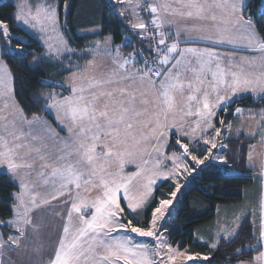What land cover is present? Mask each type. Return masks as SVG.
I'll list each match as a JSON object with an SVG mask.
<instances>
[{"label": "snow or ice", "instance_id": "6c2138e0", "mask_svg": "<svg viewBox=\"0 0 264 264\" xmlns=\"http://www.w3.org/2000/svg\"><path fill=\"white\" fill-rule=\"evenodd\" d=\"M112 3L119 5L117 14L129 21L126 27L141 37L142 45L146 41V47L123 54L122 46L112 47L105 37L103 43L95 42L78 53L69 46L60 24L61 4L67 13L68 0H20L15 5L14 20L38 33L41 47H46L42 57L30 53L34 62L55 61L69 72L64 81L49 84L67 95L41 94L42 110L53 116L66 137L41 116L29 117L20 107L6 64L13 30L0 20L4 42L0 48V174L16 187L10 193L12 217L0 221V264H16L7 250L20 249L30 234L38 237L46 217L61 223L52 229L55 246L43 264H211L207 254L174 246L170 234H165V223L189 178L210 161L229 163L219 153L227 148L222 131L231 124L220 118L217 127L219 112L244 114L241 107L228 112L238 93L250 92L264 100V0H260L259 18L248 11L250 0ZM226 46L259 57H240L236 62L235 56L219 51ZM22 50L18 43L14 51ZM82 55L92 59L84 65L72 59ZM97 57L108 64L99 74L89 71L96 67ZM247 114L259 117L264 145V109ZM255 148L249 145V161ZM129 166L136 170L126 172ZM259 167L264 175V158ZM164 181L173 190L157 199L155 191ZM258 219V228L252 221L256 244L247 246L256 254L238 264H264V197ZM242 226V222L218 225L210 247L218 249L222 234L234 239ZM4 229L12 230L7 239ZM234 255L243 256L244 248H237ZM227 264H232L231 259Z\"/></svg>", "mask_w": 264, "mask_h": 264}, {"label": "trees", "instance_id": "16d2710c", "mask_svg": "<svg viewBox=\"0 0 264 264\" xmlns=\"http://www.w3.org/2000/svg\"><path fill=\"white\" fill-rule=\"evenodd\" d=\"M19 1L0 0V20L7 23L13 30L11 47L8 48L10 58L6 60V64L12 73L15 98L29 117L35 113L46 117L56 125L53 117L42 110L44 102L41 94L51 91L64 92V89L53 88L49 84L59 82L69 72L64 71L55 61L37 59L34 62L30 53L35 52L37 58L42 57L45 55L46 47H41L40 38L29 33L14 20L15 5ZM68 2L71 7L67 13L61 4L59 18L65 35L74 48H86L92 40L107 35L111 36L115 46H122L121 49L125 54L132 52L133 48L139 49L147 46L146 41L142 45L141 37L134 35L126 27L129 21L121 19L117 14L119 5L114 7L112 0H68ZM261 8L260 0H250L248 11L255 17H260ZM144 18L146 19V14H144ZM261 26H264V20L261 21ZM94 27L102 30L94 34L87 31ZM18 43L21 45L22 51H14ZM3 46L4 42L0 40V48ZM77 60L80 65H83L85 61L81 57ZM42 81L49 83H42ZM64 94L68 93L64 92ZM237 107H250L257 112L264 107V100L243 96L230 104L228 112H234ZM220 118L230 122L235 118V115H228L220 111L215 119L217 127H219ZM222 133L225 134L224 143L227 145V148L222 152L229 163L225 165L210 161L203 171L189 178V181L177 194L171 207V214L168 215L165 223L167 229L165 234H170L169 241L175 242L174 246H179L181 250L187 248L194 253L207 254L211 264H227L229 259L232 264H238L240 259H247L256 254L255 250L247 247L256 244V240L252 238L254 229L249 212L241 221L243 226L239 235L234 239L221 237L218 249L213 250L210 247L211 243H203L197 239L198 236L210 237L209 234L215 228L218 220L219 207L222 205L232 206L236 207L239 212L247 201L257 199L259 182L255 169L249 165L248 152L249 145H253L258 138L244 135L230 136L227 135L226 130ZM172 190L170 182L164 181L156 189L155 196L159 199L161 193H168ZM14 191H16V187L9 177L0 174V221L12 217L9 206L12 203L10 193ZM3 231L4 238L7 239L8 233L12 230L4 229ZM241 247L244 248V255L235 256L236 249ZM196 264H208V262L197 261Z\"/></svg>", "mask_w": 264, "mask_h": 264}, {"label": "crops", "instance_id": "0c3cea01", "mask_svg": "<svg viewBox=\"0 0 264 264\" xmlns=\"http://www.w3.org/2000/svg\"><path fill=\"white\" fill-rule=\"evenodd\" d=\"M178 18L179 17L177 18L172 17L171 19H174L175 21H177ZM175 30L176 28L173 26L171 28V31L173 32V34L175 33ZM183 46L184 45H182V47ZM199 46L203 47L204 45L201 44ZM219 51H221L222 53H228L229 55L235 56L237 58L236 62H239L240 57H250L253 55L259 57V53H253L247 50H240V51L232 52L231 49L228 48L227 46L219 49ZM255 71L259 73L260 68L257 67ZM243 96H251L252 98L260 99L258 95H254L250 92H242V93H238L237 96L233 99V101ZM179 99L181 102V98ZM241 108L244 109V114H242L239 117L235 115V118L230 121L231 127L228 128L226 132H227V135H230V136L244 135L248 137L258 138L256 142L253 144V145H256V148L253 152V161H249L248 159L249 165L255 169V172L257 174V179L259 182L257 186L258 187L257 188L258 189L257 199H253V202L258 207V210H256V214L254 217V219L256 220V227L258 228L259 227V219H258L259 204L261 202L262 197H264V175H262L260 167H259L261 159L264 158V145H261L260 143L261 129L257 127V121L259 120V117L257 116L255 119H253L251 116L247 114L248 110H252L253 112H255V109L250 108V107H247V108L241 107ZM262 109H264V107L261 108L260 110ZM46 119L47 118L45 117L44 120L46 121ZM47 122L51 124L53 128L56 129L57 132H59V135H67L65 131H60V129L56 128V125H54L49 120ZM52 218H53L52 223L55 224L56 222H60L58 218H54V217ZM254 219H252V221ZM53 227L55 226L52 224V226L49 229H53ZM45 235L46 234L44 230H41V233L38 237L32 236L30 234L29 237L25 241L22 242V247L20 249H17L16 251H11V250H7V251H9L11 258L16 262V264H43V261L47 259L48 254L53 250L55 246V243L54 245H50L49 241H46L49 237Z\"/></svg>", "mask_w": 264, "mask_h": 264}, {"label": "rangeland", "instance_id": "374dc122", "mask_svg": "<svg viewBox=\"0 0 264 264\" xmlns=\"http://www.w3.org/2000/svg\"><path fill=\"white\" fill-rule=\"evenodd\" d=\"M19 2H20V1H19ZM19 2H18V3H19ZM175 18H177V17H175ZM179 21H180V18L177 19V22H179ZM19 25L22 26V27H23L25 30H27L29 33H31V34H33V35L39 37V36H38V33L34 32L33 30L29 29L28 27L24 26L23 24H19ZM97 28H98V27L90 28V29H88L87 31H91L92 29H97ZM105 37L110 38V40H111V46L115 48L116 46L114 45L111 36L107 35V36H105ZM105 37H103V38H96V39L92 40V41L89 43V45L86 46V48L77 49V48H74L73 46H71L70 44H69V46H70L71 48L75 49L78 53H84V52H86L91 46H93L95 42L103 43ZM11 50L13 51L14 49H11ZM121 52L123 53L122 49H121ZM123 54H125V52H124ZM78 58H79L78 56H73V57H72V59H73L74 61H76L77 63H79V60H77ZM81 58H82V60H85L84 63H83V65H84L87 61H89V60L92 59V57L89 56V55H82ZM64 63L67 64V60H65ZM79 64H80V63H79ZM107 67H108L107 61H105L104 59H102V58H100V57H97V58H96V67L89 69V71H90V72H93V73H96V74H99V73H101V72L106 71V70H107ZM7 68H8V66H7ZM8 70H9V72H10V76H11V78H12V80H13L12 73H11V71H10L9 68H8ZM0 71H2V69H0ZM68 75H69V74L65 75L61 80H59V82H60V81H64V80L67 78ZM179 98H180V97L177 96V103H180V99H179ZM41 117H42L43 119H45V117H43V116H41ZM46 121H48V120L46 119ZM52 127H53V126H52ZM224 135H225V134L222 133V136H224ZM60 136H61V137H66V135H60ZM214 151H215V150H214ZM219 154L224 155L223 152H220ZM214 162H219V161H214ZM219 163H221V162H219ZM135 170H136V169H135L133 166H129V167H127V168L125 169V171H126V172H129V173H130V172H133V171H135ZM0 171H2V170H0ZM161 183H162V182H161ZM53 203H55V202H53ZM256 210H258V207L255 205V203H254L253 201H247V202L244 204V207L242 208V210H240L239 212H238V209H237L236 207L233 208L232 206L229 207V206H227V205H222L221 207H219V216H218V220H217V223H216L215 228H214V229L211 231V233L209 234L210 237H206V236H200V237H199V236H198L197 239H199V241H201V242H203V243H208V244H209V243H212V242L215 241L216 234H217V231H218V225L221 226V227H226L228 224L235 225V224H237V223H240V222L242 221V219L246 216L247 212H249V213H253L254 215H251V216H252V219H254L255 214H256ZM258 212H259V211H258ZM237 217H239L240 219L238 220ZM128 218H130V217H128ZM45 219H46V226H45L44 228H42V230H44V232H45V234H46L45 236L49 237L46 241H49L50 245H54V243H55V241H54L55 237H54V235H53V233H52V229H49V228L52 226V224L56 227V225L59 224L60 222H56L55 224L52 223V222H53V221H52V219H53L52 217H46ZM225 221H227V224L224 223ZM53 228H54V227H53ZM221 237H225V236H223V234H222ZM138 239H145V238H138ZM147 239L150 240L151 238H147ZM189 264H191V262H189Z\"/></svg>", "mask_w": 264, "mask_h": 264}, {"label": "built area", "instance_id": "2783aa9c", "mask_svg": "<svg viewBox=\"0 0 264 264\" xmlns=\"http://www.w3.org/2000/svg\"><path fill=\"white\" fill-rule=\"evenodd\" d=\"M146 19H148V17H147V15H146ZM169 42H171V41H169ZM145 56H148L149 54L148 53H146V54H144Z\"/></svg>", "mask_w": 264, "mask_h": 264}]
</instances>
